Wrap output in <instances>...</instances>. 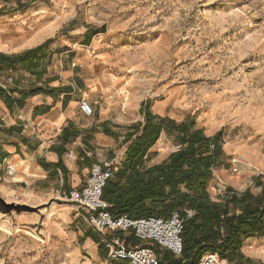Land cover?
Returning a JSON list of instances; mask_svg holds the SVG:
<instances>
[{
  "label": "rangeland",
  "instance_id": "1",
  "mask_svg": "<svg viewBox=\"0 0 264 264\" xmlns=\"http://www.w3.org/2000/svg\"><path fill=\"white\" fill-rule=\"evenodd\" d=\"M37 5L15 12L24 16L0 24V32L6 25L15 36L48 32V48L75 50L95 61L89 77L95 80L79 95L80 103L99 100L98 111L94 104L99 117L107 114L100 102L108 101L103 106L110 104L112 120L120 110L126 114L122 121L136 117V124L143 121L140 103L165 104L161 117L195 121L221 148L208 191L261 195L256 183L264 177V0H41ZM159 142L153 159L179 149L174 137L162 134ZM19 174L18 169L15 180ZM7 185L0 183L5 188L0 187V264H110L99 246L98 254L87 252V236L99 237L74 220L82 210L58 201L57 189L37 200ZM253 238L256 259L248 258L250 264H264V236ZM129 244L148 245L166 262L173 258L150 242Z\"/></svg>",
  "mask_w": 264,
  "mask_h": 264
},
{
  "label": "crops",
  "instance_id": "2",
  "mask_svg": "<svg viewBox=\"0 0 264 264\" xmlns=\"http://www.w3.org/2000/svg\"><path fill=\"white\" fill-rule=\"evenodd\" d=\"M40 1L0 0V24L23 17V14L16 15L15 12L38 7ZM10 26H4L6 29L0 32V183L8 184L7 188L12 192L42 200L56 189L83 190L92 166L98 161L117 159L121 161L122 168L129 147L125 143L127 127L136 124L138 119L135 117L128 123L122 121L126 114L123 112V116L119 110L118 120H112L107 115L111 111L110 104L107 109L103 106L108 101L100 102L102 111L107 113L105 116L100 114L98 117L95 113L93 117H87L82 113L79 95L90 89L88 83L95 80L94 77L89 78L97 68L95 61L80 57L75 50L63 54L48 48L46 45L51 41L50 36L47 37L48 32L34 37L15 36L7 32ZM88 35L90 39L93 34L90 32ZM40 47L31 60L20 59ZM91 99L98 111L99 100ZM151 103L150 111L155 116H164L165 104ZM141 104L137 109L138 115ZM160 147L158 141L151 149L145 161L147 167L162 164L177 151L168 156L161 154L160 160L153 159L154 154L161 151ZM68 153L73 154V160H68ZM88 153L91 157L87 156ZM8 162H15L18 166L19 179L12 180L7 176ZM210 183L213 185V178ZM209 193L213 202L223 201L224 195L220 192ZM74 220L87 226L84 211ZM117 235L131 244L141 242L137 239L130 242L132 236L128 233ZM256 241L250 238L244 242L242 254L245 257L256 259L252 250ZM98 246L92 238L85 239L87 252L98 254Z\"/></svg>",
  "mask_w": 264,
  "mask_h": 264
},
{
  "label": "trees",
  "instance_id": "3",
  "mask_svg": "<svg viewBox=\"0 0 264 264\" xmlns=\"http://www.w3.org/2000/svg\"><path fill=\"white\" fill-rule=\"evenodd\" d=\"M41 48L20 59L31 60ZM140 115L143 121L132 125L125 139L126 144H131L122 168L104 189L103 198L110 204L113 217L169 218L174 212L185 216L187 210H193L195 217L184 224L183 256L176 260L172 256L168 262L161 259L160 264H200L207 253L218 254L228 264L252 263L242 254V247L246 240L264 236V177L257 178L256 184L262 188L260 196L251 190L229 192L221 203H215L208 186L222 153L216 140L198 128L195 121L179 124L168 117L155 116L149 103L142 106ZM162 134L174 137L179 149L162 164L147 167L146 158ZM87 237L105 252L99 239L92 234Z\"/></svg>",
  "mask_w": 264,
  "mask_h": 264
},
{
  "label": "built area",
  "instance_id": "4",
  "mask_svg": "<svg viewBox=\"0 0 264 264\" xmlns=\"http://www.w3.org/2000/svg\"><path fill=\"white\" fill-rule=\"evenodd\" d=\"M75 67L76 65L73 64ZM82 113L87 117L95 115L94 104L83 100L80 103ZM215 150L214 146H211ZM91 157V154H87ZM68 160H73L68 153ZM121 169L120 160L105 159L95 163L83 190H58L57 200L71 203L85 213L88 229L96 234L104 246L107 262L110 264H160L158 253L148 245L132 246L124 241L118 233H128L141 242H150L159 249L169 252L174 258L180 259L184 254V224L186 219L195 217L193 210H187L185 216L174 212L169 218L132 219L127 215L113 217L111 206L103 198L104 189ZM18 166L15 162L7 163V176L15 180ZM200 264H228L216 253H207Z\"/></svg>",
  "mask_w": 264,
  "mask_h": 264
},
{
  "label": "bare ground",
  "instance_id": "5",
  "mask_svg": "<svg viewBox=\"0 0 264 264\" xmlns=\"http://www.w3.org/2000/svg\"><path fill=\"white\" fill-rule=\"evenodd\" d=\"M253 159H255V157H253Z\"/></svg>",
  "mask_w": 264,
  "mask_h": 264
}]
</instances>
